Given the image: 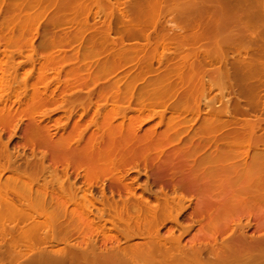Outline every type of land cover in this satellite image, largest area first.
Returning <instances> with one entry per match:
<instances>
[{"label": "bare ground", "instance_id": "6f19581e", "mask_svg": "<svg viewBox=\"0 0 264 264\" xmlns=\"http://www.w3.org/2000/svg\"><path fill=\"white\" fill-rule=\"evenodd\" d=\"M206 60L225 63L208 81ZM216 78L222 98L264 86V0H0V264H264V122L240 99L220 113ZM59 100L64 123L39 118Z\"/></svg>", "mask_w": 264, "mask_h": 264}, {"label": "rangeland", "instance_id": "374dc122", "mask_svg": "<svg viewBox=\"0 0 264 264\" xmlns=\"http://www.w3.org/2000/svg\"><path fill=\"white\" fill-rule=\"evenodd\" d=\"M122 3H124V1H121L120 3H119V8H122L123 6H124V4H122ZM94 12H95V10H94ZM103 18H104V16H101L100 18H98L97 16H96V14H93V15H91L90 16V18H89V23L91 24V26H93V27H95V26H98V25H100V22L103 20ZM175 25H177V23H176V21L175 20H173V22L172 23H169V25L167 26V27H169V28H172V27H175ZM75 29V27H72L70 30H74ZM152 31H153V29H150V31L149 32H151L152 33ZM178 31V30H177ZM42 34V33H41ZM117 37V34L116 33H112V38H116ZM136 41L135 40H131V39H129V40H126V43H135ZM142 43H145L146 41H141ZM77 47V46H76ZM66 49H70L69 47H66ZM243 53V52H242ZM244 54V53H243ZM230 55H234V56H236L235 58H238V53L236 52L235 54H233V53H230ZM18 60V62L20 63V67H21V69H27V68H34V69H36V67L38 68V65L36 64L35 66H27L26 65V63H25V56H22L21 58H19V59H17ZM233 59H230V63H232V65H233ZM205 67H204V72H205V76H204V80H206V81H208V80H210L211 79V73L213 72V71H215L217 68H221V69H224V67H225V63L224 62H222V61H215L214 63H210V62H207V60H206V62H205ZM134 66H132V65H127V66H125V67H123V68H121L114 76H111L110 78H103L102 79V81H109V82H125L126 80H129L128 78H126V76L127 75H129V74H131L133 71H135V68H133ZM155 68L157 69V72H159V71H161V70H163V67L162 66H159L158 65V63L156 62V64H155ZM131 71V72H130ZM148 76H152L151 74L150 75H148ZM147 76V78H145V79H142V78H140V79H137L138 80V84L139 85H142L143 83H145L146 81H148L151 77H148ZM210 78V79H209ZM254 78V79H253ZM252 78V80H251V82L253 83V82H255V83H257V82H260V78H261V76H258V74H256L255 75V77H253ZM208 79V80H207ZM218 79V80H217ZM235 78H231L230 80L232 81V80H234ZM256 79V80H255ZM258 79V80H257ZM131 80V79H130ZM216 80V82H218L219 84H217L218 86H215V87H217V88H215L214 87V89L213 90H210V86L207 84L206 85V91H205V97L207 98V99H211V98H215L216 97V99H215V101H216V108H218L219 109V112L220 113H223L224 112V110H225V108H224V103H223V100L225 101V100H228V99H230L231 101H233V102H235V101H237V100H241V102H242V105H243V107H244V109L246 110V112H247V114L246 115H241V116H237V118H239V119H241V121H244V119H252L253 121L255 120V121H258L257 119H262L263 120V122H264V105H263V102H264V86L263 85H260L259 86V88L260 89H258V90H255V89H252L251 88V86H248V88H245V89H242V87H240V86H237V87H235L234 88V90L232 89V90H230V92L229 93H225L224 94V98H222V95L221 94H219V89L221 88V85L222 84H225L227 81H228V79L227 78H224V79H222V78H216L215 79ZM18 81V83H19V86L18 87H16L14 90H10L9 91V93L11 94V95H13V96H15V98H16V101H17V104H15V107L18 109L19 107H21L23 104H24V101L26 100V98H28V96L30 95L29 93H30V89H29V87H28V85H25L26 84V79H25V77H22V79L20 78L19 80H17ZM57 80H55L54 82H56ZM221 82H224V83H221ZM141 83V84H140ZM221 83V84H220ZM223 86V85H222ZM263 86V87H262ZM237 88V89H236ZM241 89V91L240 90H238V89ZM219 90V91H218ZM237 90V91H236ZM246 90H247V93H246ZM248 90H250L251 92H252V94H251V92L250 91H248ZM253 90V91H252ZM234 91V92H233ZM244 91V92H243ZM256 91V92H255ZM236 92V93H235ZM240 92V93H239ZM241 92H243V93H241ZM254 92V93H253ZM258 92V93H257ZM238 93V94H237ZM240 94V95H239ZM256 94V95H255ZM221 95V96H220ZM236 95H237V97H236ZM249 95V96H248ZM251 95V96H250ZM258 95V96H257ZM74 96H76V95H67V96H65L64 97V100H69V98H73ZM240 96H241V98H240ZM252 96H255V100H257L258 98V100L260 101V105H259V108L257 109H253L252 107H250V105H249V100H250V97H252ZM239 97V98H238ZM247 99V100H246ZM173 101V100H172ZM172 101H170L169 103H168V105L170 106L171 105V103H172ZM244 101V102H243ZM60 102H61V100H59V102H58V104H56V105H53V106H51L50 108H45L44 110H43V112H41L40 114H39V118L40 119H43V120H45V121H47L48 122V119L50 118V120L51 121H53V122H58V123H60V124H62V123H64V121L66 120V117H65V112L63 111V109L64 108H67V110H66V113H67V115H69V110H71V108L68 106V104L67 103H65L64 104V108L62 107V109L61 108H57L58 107V105H60ZM204 102V101H203ZM206 104L205 103H202L201 104V112L203 111V112H206L208 109H207V107L205 106ZM246 107V108H245ZM59 109V110H58ZM75 109L77 110V113L76 114H74L73 115V119H77V118H79V114L82 112L81 111V109H80V107L79 106H77V107H75ZM161 110H165V107L164 108H162V107H160V108H158L157 109V111L158 112H160ZM223 110V111H222ZM249 111V112H248ZM202 112V113H203ZM92 115L91 114H89L88 115V117H91ZM263 126H264V123H263ZM26 127V121H24V122H22V121H20L19 123H14L12 126H11V128H10V130L11 131H13V132H15V136L13 137V138H11V139H9V137H7V136H5L4 137V141H8L9 142V147L11 148V149H14V148H16L17 146H18V143L21 141V138L24 136V131H23V128H25ZM63 127V126H62ZM258 134L259 135H262V134H264V128H261V129H259V131H258ZM27 152H28V154L27 155H31V153H30V151L29 150H27ZM138 179L139 180V182L140 183H142L144 180H145V175L143 174V173H141L140 175H138V173H136V172H131L130 173V175H129V179L130 180H133V179ZM87 194H92L93 196H95L96 198H101V192H100V189L98 188V187H96V188H94V189H92V192H89V191H87L86 192ZM137 193L138 194H140L141 192L139 191V190H137ZM107 194L108 195H110V193L109 192H107ZM116 199H119L118 197H116ZM96 210H94L93 209V215H91L90 217L92 218V219H96V218H98L97 216H99L100 217V215H99V213L98 212H95ZM97 215V216H96ZM112 217L111 216H109L108 214L107 215H105L104 216V221H102L101 222V225H103V224H105L106 225V227L107 228H109L108 230H109V235H112V234H115V231L113 230V229H110V228H112V224L111 223H109V222H107L106 220H109V219H111ZM179 220L182 222V223H185V221H186V212L185 213H183L180 217H179ZM173 226V225H171L170 223H168V224H166V226L165 227H162L161 228V232L160 233H162V235H166L167 234V232H168V229L170 228V226ZM100 226V225H99ZM98 225H96V227H99ZM194 226V228H193V230H192V233H195L196 232V226L195 225H193ZM168 227V228H167ZM196 227V228H195ZM175 234H177V235H179V230H175ZM103 236L102 235H98V238H102ZM78 238L79 237H73V240H74V242H77L78 241ZM96 238V237H95ZM121 238H123V237H121ZM125 239V238H124ZM142 239V238H141ZM77 240V241H76ZM132 240V239H131ZM131 240H129L128 242H134V241H137V240H140L139 238H137V237H135V238H133V240L131 241ZM143 240V239H142ZM184 240L185 241H188V238L186 237V239L184 238ZM210 256L208 255V254H206V258L208 259Z\"/></svg>", "mask_w": 264, "mask_h": 264}]
</instances>
